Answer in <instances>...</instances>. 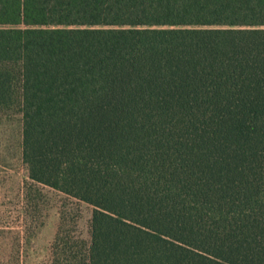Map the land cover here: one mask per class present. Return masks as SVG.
Wrapping results in <instances>:
<instances>
[{
    "label": "trees",
    "instance_id": "1",
    "mask_svg": "<svg viewBox=\"0 0 264 264\" xmlns=\"http://www.w3.org/2000/svg\"><path fill=\"white\" fill-rule=\"evenodd\" d=\"M28 177L93 207L50 264H264V0H0V110Z\"/></svg>",
    "mask_w": 264,
    "mask_h": 264
},
{
    "label": "rangeland",
    "instance_id": "2",
    "mask_svg": "<svg viewBox=\"0 0 264 264\" xmlns=\"http://www.w3.org/2000/svg\"><path fill=\"white\" fill-rule=\"evenodd\" d=\"M93 207L28 177L21 159V115L0 110V264H50L61 227L69 242L90 241Z\"/></svg>",
    "mask_w": 264,
    "mask_h": 264
}]
</instances>
